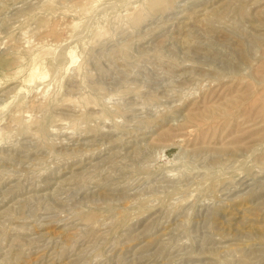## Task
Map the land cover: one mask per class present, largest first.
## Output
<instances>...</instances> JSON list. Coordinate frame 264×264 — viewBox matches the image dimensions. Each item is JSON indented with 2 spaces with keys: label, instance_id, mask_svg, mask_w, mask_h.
Listing matches in <instances>:
<instances>
[{
  "label": "rangeland",
  "instance_id": "374dc122",
  "mask_svg": "<svg viewBox=\"0 0 264 264\" xmlns=\"http://www.w3.org/2000/svg\"><path fill=\"white\" fill-rule=\"evenodd\" d=\"M0 264H264V0H0Z\"/></svg>",
  "mask_w": 264,
  "mask_h": 264
}]
</instances>
